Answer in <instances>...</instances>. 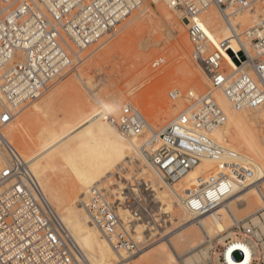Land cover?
Instances as JSON below:
<instances>
[{"label":"built area","instance_id":"built-area-1","mask_svg":"<svg viewBox=\"0 0 264 264\" xmlns=\"http://www.w3.org/2000/svg\"><path fill=\"white\" fill-rule=\"evenodd\" d=\"M163 1L186 22L192 57L207 75L210 88L201 95H187L188 107H193L158 133H151L147 120L131 105L107 116V121L124 137L157 141L146 152L147 164L171 189L202 159L215 163L212 173L200 177L180 197L195 219L223 203L234 186L243 188L248 183L250 167L215 142L210 131L226 121L216 92L236 110L264 105V21L243 33L251 52L236 35L243 62L230 72L219 50H206L208 39L196 18L211 6L223 14L228 6L245 7L248 1ZM137 6L135 0H0V96L17 108L39 99L83 61V51L105 37H115ZM162 64L163 59H156L151 66ZM245 64L252 75L240 69ZM168 97L176 101L180 93L172 90ZM12 115L11 110L1 108L0 146L9 162L0 172V264H85L81 249L44 195L30 162L3 136ZM115 179L119 186H93L80 205L116 252L133 255L145 247L158 227L166 222L171 225V216L160 214L162 205L140 171L130 181L118 174ZM141 226L146 236L139 239ZM235 229L241 248L216 246V260L207 255L203 264H264V235L249 241L242 234L241 222H236ZM229 242L226 238L225 243Z\"/></svg>","mask_w":264,"mask_h":264},{"label":"bare ground","instance_id":"bare-ground-1","mask_svg":"<svg viewBox=\"0 0 264 264\" xmlns=\"http://www.w3.org/2000/svg\"><path fill=\"white\" fill-rule=\"evenodd\" d=\"M151 1L156 5H154L156 10L150 14L151 17L159 22L162 28L169 31L170 8L166 7L163 0ZM253 1H260V5L254 6L250 12L242 10V7L230 5L222 14L211 6L199 16V19L213 33L211 37L222 50L230 72L239 69L238 65L243 62L242 50L236 38V35L241 38V27L252 26L257 22L258 17L264 21V0ZM196 22L198 23L197 18ZM244 40L241 38L246 50L251 52L249 41ZM184 44L185 39L181 43L182 47ZM208 50L211 49L208 48ZM181 56L185 58L183 52ZM184 66L189 68L195 76L193 81L197 80L201 87L202 78L193 72L186 58ZM240 69L252 75L250 66L245 64ZM75 76L78 81L81 80L77 74ZM82 84L88 87V84ZM205 85H207V77L202 88ZM68 87L63 85L54 90H57L55 94H48L49 96L39 98L37 102L22 104L18 108L7 103L0 96V110L7 108L13 112L12 119L2 133L9 143L17 141L18 153L30 162L31 171L44 195L60 215L81 249L85 264H200V262L203 264L202 260L207 256L215 237H220L218 242L226 249L241 248L236 234L229 231L231 226L229 221H237L236 218L242 216L241 214L253 217L252 227L257 228V232L252 231V227H247V224L243 226L247 228V232L251 233L252 237L258 239L264 235V105L256 109L236 110L221 92L215 93V99L224 111L226 121L214 127L210 131V137L219 145L235 152L240 161L250 167L251 173L247 185L243 188L234 186L230 196L223 203L194 219L182 206L180 197L192 189L200 177L212 173L215 163L202 159L176 183L173 189L164 186L153 169L149 167L146 159V152L153 150L157 141L149 143L145 137H124L107 121V116L112 115L114 108L121 110L122 106L110 101L105 102L96 93L90 94L91 101L85 100L81 97L80 91L70 85ZM189 94L197 96L195 93L194 95L188 92L187 95ZM56 99L63 101L62 117L60 120H50L51 107ZM70 101L72 105L68 106ZM26 107H28L27 110L31 108L29 115L34 125L38 126L35 125L37 129L34 140L31 138L29 142L26 141L23 131L19 128V122L25 116L23 112L26 111ZM178 107H180L179 104ZM192 107L193 105L186 109L183 108L177 115H175L177 109L167 107L169 110L166 114L164 113L163 117L165 125L174 121L179 115L186 114ZM100 108L105 111V116L95 117L94 113ZM149 125L151 133H158L165 126L155 131L150 123ZM8 162L9 157L4 148L0 146V172L8 165ZM133 163H136L135 167H138L135 171H140L145 178H148L146 181L152 184L155 190V200L162 205L161 213L175 216L173 220L169 219L173 228L169 231L172 236L165 239L166 246L160 247L155 244L147 253L143 250L134 253L135 256L125 255L121 251L116 252L103 238L100 231L90 223L87 212L80 205L87 191L105 179H108V184L102 185L106 188L115 184L119 186L120 183L111 181L109 175H112L114 169L122 165L126 170H131ZM124 177L119 176L120 179L127 180ZM58 179L62 181L59 183ZM221 209H224L229 217L224 221L217 215ZM260 210L263 212L261 220H258L253 215ZM155 235L157 234L152 236ZM144 236L146 233H144V227L141 226L138 229V237L141 239ZM226 238L230 239L228 244L225 243ZM248 240L251 241L250 237ZM203 245L208 246L200 252H195ZM213 255L216 260V254ZM128 259L131 260L126 262Z\"/></svg>","mask_w":264,"mask_h":264},{"label":"rangeland","instance_id":"rangeland-1","mask_svg":"<svg viewBox=\"0 0 264 264\" xmlns=\"http://www.w3.org/2000/svg\"><path fill=\"white\" fill-rule=\"evenodd\" d=\"M247 1L246 6L242 7V10H248L250 12L254 6L258 7L260 5V1ZM135 3L138 5L137 9L132 13L130 18L124 22L121 31L115 37L111 39L105 37L97 44L83 51L80 54L83 61L75 65L67 77L56 83L40 98L49 96L48 94L51 93L55 94L57 90H54L63 85H67V88H69L68 86L70 85L75 90L80 91L81 97L85 100L91 101L92 97L90 94L96 93L103 101H110L115 105L122 106V108L128 106L127 104L131 105L140 111L144 118L147 119V122L153 126L155 131H158L165 125L163 117L165 116L164 113L166 114V112H168V108L177 109L175 113V115H177L183 108L186 109L191 105V102L186 99L188 92L195 93L196 95L207 92L210 88L208 77L192 57L193 45L189 37L187 38L186 22L182 19L181 13L169 9L171 25L168 27L170 30L167 31L166 28H162V25L151 17V12L156 10V7H154L155 4L151 0H135ZM260 19L261 17H258L257 22L252 26L241 27L240 31L243 41H245L243 33L255 27L261 21ZM197 20L209 39L206 50L209 51L208 48L211 49L210 51L217 49L223 54L220 47L214 43L211 37L213 34L211 30L207 28L199 17H197ZM184 39L185 44L182 47L181 43ZM182 52L185 55L189 67L195 74L202 78V86L206 82L207 77V85H205V87H199L200 85H198L197 80L193 81L195 76L189 68H186L187 66H184L185 58L181 56ZM156 59H163V64L158 68H152L151 64ZM183 70L186 71V73ZM76 74L80 77V81L76 78ZM82 83L88 84V87H85ZM172 90H178L180 93V97L176 101H172L168 97V93ZM56 100L51 107L50 120H60L62 117L61 109L64 106L63 101L61 100V102L59 99ZM37 101H39V99L33 102ZM178 101L180 102L177 103ZM67 104H69V102ZM178 104L180 107H178ZM71 105L72 102L70 101L68 106ZM27 108L28 107H26V111L24 109L25 112L23 113H25V118L23 117L22 120H20L19 128L23 131L26 141L29 142L31 138L34 140L35 130L38 126L37 124H35L37 127L34 125L29 115V110L31 108L29 107L28 110ZM114 109L112 113L113 116L120 112V110ZM105 114V111L100 108L94 113V116L102 118ZM10 144L18 151L17 141L11 142ZM22 157L25 159V156ZM127 162H129V160H127ZM135 166L136 163H133L131 170H126L124 165L119 166L114 169L112 175H109V179L115 183L116 174H118V176H125L124 178L130 181L135 173L137 174L135 169L138 167ZM146 179L148 180L147 177ZM58 180L59 183L62 181V179ZM99 184H108V179L101 181ZM175 211L177 210L175 209ZM262 212L261 210L257 211L253 216L261 220ZM217 215L223 218V221L229 218L224 209L219 210ZM241 215L242 216H239L240 218H236L237 221H229L231 225H229V231L234 233L238 232V230L235 229L236 222H241L242 226L247 224V227H252L251 219L253 217ZM170 216L172 220L175 218L174 214ZM243 216H245V218ZM170 226L171 225L166 222L165 225H162L160 228L158 227L156 229L157 235L154 237L151 236L141 251L146 250L144 252L147 253L155 244L160 247L166 246L165 239H169L172 236L169 231L172 230L173 227ZM244 230L242 234L254 238L250 235L251 233L249 234V232H247V228L244 227ZM252 231L257 232L258 229L252 227ZM224 235H226V233H224ZM219 238L220 237H215L212 240V247L208 250L207 255H213L215 247L221 245L218 242ZM206 246L208 245L197 248L195 252L204 250ZM235 257L238 258L237 255H235ZM129 260L131 259H128L126 262H129ZM203 261L204 259L202 262ZM200 264L202 263L200 262Z\"/></svg>","mask_w":264,"mask_h":264}]
</instances>
